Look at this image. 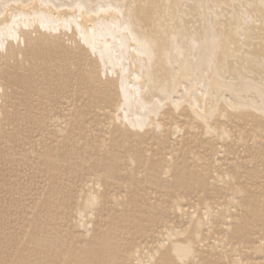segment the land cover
<instances>
[{"label":"bare ground","instance_id":"6f19581e","mask_svg":"<svg viewBox=\"0 0 264 264\" xmlns=\"http://www.w3.org/2000/svg\"><path fill=\"white\" fill-rule=\"evenodd\" d=\"M65 81L107 125L80 155L116 160L101 156L115 133L155 147L141 168L128 151L119 178L118 165L92 169L74 204L73 264H264V219L250 202L256 164L264 172V0H0V144L19 97ZM83 108L69 115L79 122ZM24 234L0 259L44 247Z\"/></svg>","mask_w":264,"mask_h":264},{"label":"rangeland","instance_id":"374dc122","mask_svg":"<svg viewBox=\"0 0 264 264\" xmlns=\"http://www.w3.org/2000/svg\"><path fill=\"white\" fill-rule=\"evenodd\" d=\"M59 55L70 58V55H64L62 52ZM52 56L55 57V54ZM82 64L83 62H80L78 66ZM60 84L58 93L51 89L46 96L43 91H39L38 94L25 96V100L22 98L18 101L19 97L11 113L6 111L4 121L1 122L2 137L6 140L0 144V150H4L6 156L0 163V185L4 183L0 187V249L9 247L8 244L11 242L13 246H17L16 250L22 249L24 230H28V234L37 235L38 239L44 236L45 244L42 248H33V243L27 240V243H30L27 247L32 252L29 257L27 251L13 256L11 255L13 249L3 250L2 252L11 255V258L0 259V264H73L71 247L77 235L73 209L78 191L94 176L101 175L107 163L118 165L114 166L115 178L124 175L128 151H137L139 159L136 168H141L144 151L147 148L155 149L147 146L148 142L139 144L132 139L121 144L115 138L117 136L115 133L110 136V140L108 136L106 149L102 151L101 156L111 151L109 153H116L113 156H116L115 159L118 161L113 159L107 162L105 158L98 160L99 157L94 155H80L85 150L82 146L86 141L92 147L99 148L102 139L100 130L107 127L104 126L105 122L101 121L104 114L102 116V113L97 112L92 105L87 106V102L72 97L76 89L73 83L65 81ZM79 106H84V118L78 119V122L76 115L71 116L69 113ZM78 111L82 109L79 108ZM64 125L66 129L63 133L66 138L58 134V127ZM164 135L165 148L168 151L173 144V137L169 133ZM186 139L187 147V142L189 146L197 144L191 143L188 136L182 142ZM73 142L77 143L73 145ZM41 154L50 158L46 156L39 158ZM215 157L220 158V155ZM45 158H47L45 166L50 172V183L47 186L43 184L46 171L40 165ZM3 165L6 167L2 168ZM213 165L211 163V166ZM259 165L261 163L256 164L250 180L252 190L250 202L259 218L264 219V204L256 198L259 192L264 191V172ZM93 168L98 170L96 175L92 173ZM43 185L46 186L44 192L41 191ZM7 234L14 239L7 238L8 243H5L3 236ZM259 235L255 233L254 238ZM15 256L18 259L14 258Z\"/></svg>","mask_w":264,"mask_h":264}]
</instances>
